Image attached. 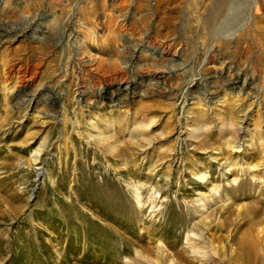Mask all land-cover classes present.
I'll return each instance as SVG.
<instances>
[{"label":"rangeland","instance_id":"1","mask_svg":"<svg viewBox=\"0 0 264 264\" xmlns=\"http://www.w3.org/2000/svg\"><path fill=\"white\" fill-rule=\"evenodd\" d=\"M3 1L0 264H232L264 208V0Z\"/></svg>","mask_w":264,"mask_h":264},{"label":"bare ground","instance_id":"2","mask_svg":"<svg viewBox=\"0 0 264 264\" xmlns=\"http://www.w3.org/2000/svg\"><path fill=\"white\" fill-rule=\"evenodd\" d=\"M222 1V0H221ZM226 2V0H223L222 1V3H225ZM6 3H7V1H3V0H0V8H4L5 7V5H6ZM223 5V4H222ZM119 16H122V15H119ZM125 19V18H124ZM124 19H123V22H124ZM36 29H37V27H35ZM36 29H35V31H36ZM35 31L33 32V33H35ZM34 38V37H33ZM147 38V37H146ZM151 38H152V36L151 35H149L148 36V39L146 40L147 41V43H151L152 41H151ZM172 39H170V40H165L164 42H163V44L161 45V46H159L158 45V47L156 48V49H154V51H153V54H152V56L156 59V60H158V61H156V63H155V61H154V63H153V65H160L161 63H162V61H167V60H169L168 59V56H170V54H171V52L173 51H175L176 52V50H175V46L176 45H174V41L172 42L171 41ZM174 40V39H173ZM176 44V43H175ZM144 48H142V50H143ZM145 49H146V46H145ZM143 52V51H142ZM165 55H167V57L165 56ZM171 60H173L172 58H171ZM93 60L91 61V63L90 64H92L93 65ZM171 64H172V66H176L177 65V63L176 62H173V61H171ZM122 72V71H121ZM17 73H18V75L19 74H21L20 76H22L23 78L22 79H25V81H27V83H26V85L25 86H27V84H30L31 85V78H28V79H26L27 77L25 76V74H26V71L23 69V68H19L18 67V69H17ZM236 79H239V76H236ZM156 81H158V80H156ZM159 82V81H158ZM128 89V88H127ZM125 87H124V84H123V82L121 83V84H118L117 86H112V87H110V86H108L107 88H106V95H110L109 97L111 98V99H114V98H117L118 97V99L117 100H119V95H121V93H123V91H125V90H127ZM173 92V91H172ZM172 92H170V93H168V95L167 96H170L171 94H172ZM31 98L30 99H28L27 100V102L30 104V102H32L33 101V98L34 97H37L35 94H32L31 96H30ZM49 98H51V96H48ZM40 100V99H39ZM53 101V100H52ZM48 102V101H47ZM46 102V103H47ZM25 103V102H24ZM57 104V103H56ZM55 105V104H54ZM245 135V134H244ZM264 140V139H263ZM263 142V141H262ZM235 143L237 144V147H240L241 146V140H237V141H235ZM235 146V145H234ZM239 149V148H238ZM258 166V164L257 165H255L254 167H257ZM203 177H205V175L203 176ZM262 195H263V193L262 192H260L259 194H258V196L261 198L262 197ZM263 203H264V201H263ZM223 206H221V208H222ZM221 208H220V210H221ZM219 210L217 209V212H218ZM256 216H261V218L260 219H257V220H255V219H252V220H250V228H249V230H248V232H246V233H243L242 235H240L239 236V233H240V228H237L236 230V232L234 233V234H232V236H233V239H236V248L235 247H233L232 248V246H231V248H232V254L231 255H228L230 258L229 259H231V261H232V264H264V208H259V209H257L256 210ZM205 220H207V218L205 217ZM208 222V221H207ZM260 223V224H259ZM259 224V226L261 227V228H257L258 225ZM261 224H263V225H261ZM194 227V226H193ZM196 227V226H195ZM228 227V224H227V222L225 223V224H223V225H221L219 228H221V229H226ZM256 230H257V234H256ZM191 232H192V234L193 235H195V236H197V235H202V232H197L196 230H195V228H192L191 230H190ZM242 232V231H241ZM238 237H239V239H238ZM229 238V237H228ZM228 242V241H227ZM229 243V242H228ZM231 245V244H230ZM229 245V246H230ZM159 246V245H158ZM223 248H224V245L222 246ZM225 247H227L226 245H225ZM159 250H160V247H159ZM222 251H224V250H222ZM160 252V251H159ZM185 252H186V249L185 248H182V250L181 251H179V254L178 255H180L181 257H183L185 260H191V259H193L192 257H189L188 255H186L185 256ZM152 253V252H151ZM158 252L156 251V254H157ZM161 255V254H160ZM225 255V254H224ZM191 256H193V255H191ZM159 257V259L157 260L158 261V263L159 264H165L166 263V256H165V258H164V256L162 255V257L161 256H158ZM157 257V258H158ZM226 257H227V255H226ZM182 259V258H181ZM201 259H202V257H201ZM224 260V259H223ZM181 261V260H180ZM195 261V260H194ZM230 261V260H229ZM228 261V262H229ZM178 262V261H177ZM128 263V262H127ZM171 263V262H170ZM193 263V262H192ZM172 264H185L184 262L182 263V261L179 263H176L175 261L172 263ZM189 264V263H188ZM197 264V263H196Z\"/></svg>","mask_w":264,"mask_h":264},{"label":"water","instance_id":"3","mask_svg":"<svg viewBox=\"0 0 264 264\" xmlns=\"http://www.w3.org/2000/svg\"><path fill=\"white\" fill-rule=\"evenodd\" d=\"M38 187H36L33 191V195L31 196V201L36 197Z\"/></svg>","mask_w":264,"mask_h":264}]
</instances>
